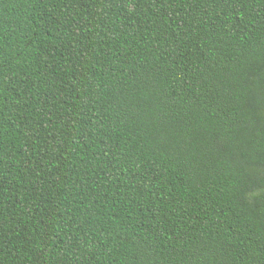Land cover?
Masks as SVG:
<instances>
[{
    "label": "trees",
    "instance_id": "obj_1",
    "mask_svg": "<svg viewBox=\"0 0 264 264\" xmlns=\"http://www.w3.org/2000/svg\"><path fill=\"white\" fill-rule=\"evenodd\" d=\"M0 264H264V0H0Z\"/></svg>",
    "mask_w": 264,
    "mask_h": 264
}]
</instances>
